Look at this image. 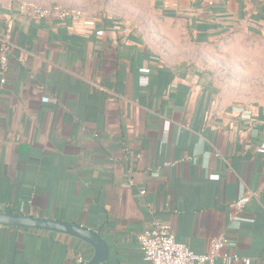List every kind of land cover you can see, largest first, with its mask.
I'll use <instances>...</instances> for the list:
<instances>
[{"label":"crops","instance_id":"obj_1","mask_svg":"<svg viewBox=\"0 0 264 264\" xmlns=\"http://www.w3.org/2000/svg\"><path fill=\"white\" fill-rule=\"evenodd\" d=\"M24 1L0 0V24L13 27L0 211L96 231L105 264H144L138 238L156 222L197 254L227 237L215 264H264V0H107L74 23L24 17ZM186 36L228 43L215 82L166 51ZM92 255L66 235L0 226V264Z\"/></svg>","mask_w":264,"mask_h":264},{"label":"built area","instance_id":"obj_2","mask_svg":"<svg viewBox=\"0 0 264 264\" xmlns=\"http://www.w3.org/2000/svg\"><path fill=\"white\" fill-rule=\"evenodd\" d=\"M19 14L27 18L54 20L59 23H67L68 21L74 23L85 20L84 13L81 11L71 10L57 4L44 6L27 1L20 4ZM12 34L13 27L11 24H6L4 28L0 26V83L2 86L7 83L10 68V56L13 52ZM49 101V99H44L45 103ZM140 194L144 196L146 191L142 190ZM249 201L250 196L242 197L236 201L237 216L245 211ZM138 241L144 264H215L219 256L230 245V240L221 236L212 242L208 253L197 254L188 245L179 242L170 224L163 222H156L152 229L139 236ZM223 256L225 262L238 260V257H231L226 254ZM79 260L80 264H84L83 259ZM244 263L250 264L251 261L246 259Z\"/></svg>","mask_w":264,"mask_h":264},{"label":"water","instance_id":"obj_3","mask_svg":"<svg viewBox=\"0 0 264 264\" xmlns=\"http://www.w3.org/2000/svg\"><path fill=\"white\" fill-rule=\"evenodd\" d=\"M0 226L52 232L78 239L93 249V255L86 264H105L109 256V247L105 240L96 231L79 224L27 214L0 212Z\"/></svg>","mask_w":264,"mask_h":264},{"label":"rangeland","instance_id":"obj_4","mask_svg":"<svg viewBox=\"0 0 264 264\" xmlns=\"http://www.w3.org/2000/svg\"><path fill=\"white\" fill-rule=\"evenodd\" d=\"M104 1L106 3L107 0H58L57 2H54V3H57V5H60L62 7H65L71 10L83 12L84 9H92V8L101 7ZM27 2H33V1L28 0ZM144 11H146V9ZM181 43H182V48L168 49L166 51H171L169 54L172 56L179 57V58H184V57L187 58L188 60L193 62V65H192L193 68L206 69L212 72V76L214 77V82H215V55L217 57L223 56V53L228 46V43L225 42V47L224 46L215 47V44L200 46V45L194 44L193 42H190V38L188 36H186V40L181 39ZM219 62L220 61H218V63L216 62V65L218 67L225 68L224 67L225 64L223 63L220 64ZM252 69H253L252 73L257 74L259 71V66L253 65ZM227 81H228V78L225 79V82ZM257 82H258L257 80H253L252 88L255 87Z\"/></svg>","mask_w":264,"mask_h":264},{"label":"trees","instance_id":"obj_5","mask_svg":"<svg viewBox=\"0 0 264 264\" xmlns=\"http://www.w3.org/2000/svg\"><path fill=\"white\" fill-rule=\"evenodd\" d=\"M0 26H2L3 28L5 27V22L3 21L1 24H0ZM12 38H13V36H12ZM1 212V211H0ZM6 212H9V213H16V214H23V212L22 211H14V210H12V209H7L6 210Z\"/></svg>","mask_w":264,"mask_h":264}]
</instances>
